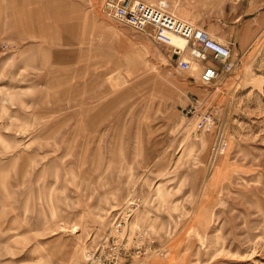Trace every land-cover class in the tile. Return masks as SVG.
<instances>
[{"label": "rangeland", "instance_id": "374dc122", "mask_svg": "<svg viewBox=\"0 0 264 264\" xmlns=\"http://www.w3.org/2000/svg\"><path fill=\"white\" fill-rule=\"evenodd\" d=\"M140 1L223 44L237 14L233 73L203 86L104 0H0V264H85L131 205L140 264H264V0Z\"/></svg>", "mask_w": 264, "mask_h": 264}, {"label": "built area", "instance_id": "2783aa9c", "mask_svg": "<svg viewBox=\"0 0 264 264\" xmlns=\"http://www.w3.org/2000/svg\"><path fill=\"white\" fill-rule=\"evenodd\" d=\"M101 14L116 24L128 27L154 40L160 45L171 47L173 55L187 56L177 62L182 72H189L194 64L202 65L199 81L203 86L218 82L222 76L233 73L235 68L233 44L220 43L211 34L201 28L178 19L166 11L161 3L152 5L140 0H104L100 8ZM172 37H178L187 42L185 50L172 46ZM192 106L187 115L197 119L196 127L209 131L216 126V117L211 114H200ZM217 128V126H216ZM229 143L225 135L219 133L211 147L214 158L225 157ZM133 205L126 206L125 211L112 223L108 232L104 233L95 249L89 253L85 264H140L147 256L151 247L144 245L141 228L134 220ZM150 248V249H149Z\"/></svg>", "mask_w": 264, "mask_h": 264}, {"label": "crops", "instance_id": "0c3cea01", "mask_svg": "<svg viewBox=\"0 0 264 264\" xmlns=\"http://www.w3.org/2000/svg\"><path fill=\"white\" fill-rule=\"evenodd\" d=\"M237 15V14H236ZM235 15V16H236ZM235 16L232 18V21L230 20H225V22L224 23H222L224 26H226L227 24V22H229V23H231L232 25L230 26V29L228 30V33H229V31L231 32V36L228 38L227 36H223V35H220V36H218V38L220 39V40H223V41H225L226 43H232L233 44V54L235 55V51H237L239 48H238V46H240V40H241V33H240V31L238 30V24H239V21H240V19L238 18V19H234L235 18ZM236 24H237V26H236ZM235 27L237 28L236 29V31H235ZM233 34L235 35V37L233 36ZM238 42V43H237Z\"/></svg>", "mask_w": 264, "mask_h": 264}, {"label": "bare ground", "instance_id": "6f19581e", "mask_svg": "<svg viewBox=\"0 0 264 264\" xmlns=\"http://www.w3.org/2000/svg\"><path fill=\"white\" fill-rule=\"evenodd\" d=\"M162 5H166V3L164 2V4ZM172 46H175L177 47L178 49H181V50H185L186 47H187V42L181 38H178V37H172ZM177 56V55H176ZM178 57V56H177ZM183 55L181 54L179 56V58H182Z\"/></svg>", "mask_w": 264, "mask_h": 264}, {"label": "water", "instance_id": "95a60500", "mask_svg": "<svg viewBox=\"0 0 264 264\" xmlns=\"http://www.w3.org/2000/svg\"><path fill=\"white\" fill-rule=\"evenodd\" d=\"M174 60H177V56H174Z\"/></svg>", "mask_w": 264, "mask_h": 264}]
</instances>
